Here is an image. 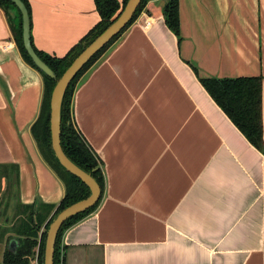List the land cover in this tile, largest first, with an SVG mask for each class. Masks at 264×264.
Returning <instances> with one entry per match:
<instances>
[{
    "label": "crops",
    "instance_id": "0c3cea01",
    "mask_svg": "<svg viewBox=\"0 0 264 264\" xmlns=\"http://www.w3.org/2000/svg\"><path fill=\"white\" fill-rule=\"evenodd\" d=\"M28 2L32 44L52 58L101 21L95 0ZM167 2L149 0L77 85L73 122L101 162L105 191L64 232L61 264H264V154L193 70L262 77L264 133V0H179L181 42ZM43 96L0 8V200L15 213L53 206L48 222L66 189L31 133Z\"/></svg>",
    "mask_w": 264,
    "mask_h": 264
},
{
    "label": "trees",
    "instance_id": "16d2710c",
    "mask_svg": "<svg viewBox=\"0 0 264 264\" xmlns=\"http://www.w3.org/2000/svg\"><path fill=\"white\" fill-rule=\"evenodd\" d=\"M21 1L27 8L31 24V9L29 2L28 0ZM128 1L129 0H123L121 5L118 0H95L101 21L62 59L52 58L43 54L32 44L37 55L55 73L57 78L53 79L48 77L36 67L24 47L22 15L19 9L10 0H0V8L5 12L9 20L15 42L18 45L25 61L36 69L43 77L44 96L41 111L37 121L31 128V133L38 145L43 159L61 179L66 189L63 200L56 209L54 216L48 222L47 219L55 207L41 205L40 207L25 206L23 208V212H26V214L17 229V236L13 238V240L16 239L18 241L19 245L16 252L10 251L8 248L5 250L3 255V264H32V259L36 255V248L39 249L38 264H44L47 231L53 219L64 209L77 202L87 199L91 194L90 189L80 179L66 171L55 157L52 149L50 127L51 96L57 82L61 79L66 70L88 46H90L117 20ZM148 1L149 0H143L129 24L100 52H98L78 73L76 78L68 87L64 96L61 108V145L63 151L75 165L90 174L97 181L101 188L102 195L96 206L84 213L74 216L62 226L56 242L54 264H61L60 245L64 232L94 213L99 207L105 191V178L101 169V162L84 136L77 130L73 122L72 100L74 93L83 75L93 67V65L117 40L121 38V36L137 19L138 15L144 9ZM164 18L169 29L177 35L179 42H181L179 0H168L164 8ZM193 70L215 103L241 131L251 145L264 154L263 78H202L199 76L198 69L195 66H193ZM45 209H47V213H44L43 210Z\"/></svg>",
    "mask_w": 264,
    "mask_h": 264
},
{
    "label": "water",
    "instance_id": "95a60500",
    "mask_svg": "<svg viewBox=\"0 0 264 264\" xmlns=\"http://www.w3.org/2000/svg\"><path fill=\"white\" fill-rule=\"evenodd\" d=\"M21 12L24 47L31 57L36 67L48 77L56 79L55 73L37 55L31 41V24L27 8L21 0H10ZM143 0H129L122 10L117 20L102 33L90 46H88L66 70L61 79L57 82L51 96L50 127L52 137V149L55 157L61 166L78 179H80L89 189L90 196L77 202L61 211L52 221L47 231L45 242L44 264H54L55 247L58 234L62 226L69 219L93 208L101 199V188L97 181L88 173L75 165L64 153L61 145V108L66 91L78 73L88 64V62L100 52L109 42L112 41L132 20L134 14L140 7ZM19 243L16 239L9 243L8 249L16 252Z\"/></svg>",
    "mask_w": 264,
    "mask_h": 264
},
{
    "label": "rangeland",
    "instance_id": "374dc122",
    "mask_svg": "<svg viewBox=\"0 0 264 264\" xmlns=\"http://www.w3.org/2000/svg\"><path fill=\"white\" fill-rule=\"evenodd\" d=\"M4 198L3 196L2 200H0V264H3L4 252L13 238L17 236V229L26 214L21 208H19V210L17 209L16 213L13 210L14 208L10 211V205L13 201L9 200L5 205L6 200H4ZM3 207L4 209H2ZM35 253L36 255L32 259L33 264H35V261H38V248L35 249Z\"/></svg>",
    "mask_w": 264,
    "mask_h": 264
}]
</instances>
